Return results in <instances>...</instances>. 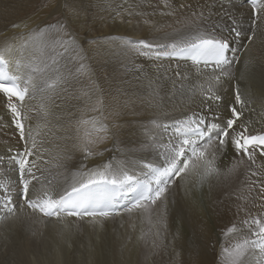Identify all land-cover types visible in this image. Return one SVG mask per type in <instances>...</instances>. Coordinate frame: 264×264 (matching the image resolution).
<instances>
[{
    "label": "bare ground",
    "instance_id": "6f19581e",
    "mask_svg": "<svg viewBox=\"0 0 264 264\" xmlns=\"http://www.w3.org/2000/svg\"><path fill=\"white\" fill-rule=\"evenodd\" d=\"M38 2L0 0V45L7 41L13 48L6 57L8 70L24 79L31 76L35 84L29 85L24 102L13 98L26 117V141L0 93V148L10 149L8 154L0 150V186L10 187L15 206L9 211L0 196V264H40V258L48 264H232L223 249L232 252L237 244L256 238L252 222L264 221L260 148L248 160L231 147L222 150L212 133L211 143L207 138L202 143L208 144L206 159L217 172L202 182L197 175L202 169L174 177L161 199L142 202L140 208L128 205L131 193L126 185L122 191L127 195H121L107 217L66 212L46 216L29 207L19 192L18 167L9 158L22 152L25 143L31 147L36 142L29 157L35 162L36 179L25 176L31 180L32 200L45 193L58 199L90 171H107L109 178L118 179L127 172L135 177L131 187L140 179L155 187L146 165H163L167 146L176 140L173 129L156 125L192 113L223 120L228 106L234 105L237 87L245 101L235 105L243 112L240 123L248 134L263 132L264 0H56L52 12H61L59 21L68 23L81 47L67 53L62 47L49 49L43 63L30 65L40 41L12 25L27 24L33 32L55 25L58 20L49 24L51 20L35 13L24 16ZM254 8L260 11L256 34L250 42L245 38L233 44L239 59L224 69L233 78L222 77L219 84L213 78L220 70L213 64L157 59L133 46L139 40L168 44L197 35H227L233 21L246 37ZM36 67L44 71L34 72ZM210 87L223 97L211 109L204 100ZM42 135L46 140L39 139ZM37 151L50 161L41 160ZM230 227L236 230L229 233ZM258 259V249L249 246L238 264H257Z\"/></svg>",
    "mask_w": 264,
    "mask_h": 264
},
{
    "label": "snow or ice",
    "instance_id": "6c2138e0",
    "mask_svg": "<svg viewBox=\"0 0 264 264\" xmlns=\"http://www.w3.org/2000/svg\"><path fill=\"white\" fill-rule=\"evenodd\" d=\"M259 17L260 11L254 8L249 34L246 37L238 30L235 21H233V27L228 30L227 35H197L190 40L181 39L168 44L139 40L133 46L137 52L142 50L141 54L154 53L157 59L183 55L190 57L197 64L203 62L207 65L211 62L215 69L220 70V75L213 78L219 84L222 77L229 80L233 78L231 72L224 71L225 68H230L239 59L236 55L239 48L233 47V44L245 38L249 42L253 40ZM12 27L14 29L23 27L26 30V34L31 33L32 36L40 41L38 54H33L29 59L30 65L37 62L43 63L41 58L44 52L49 49L54 50L56 47H62L64 52L67 53L70 49L75 51L81 47L72 31L69 30V25L66 21H57L55 25L48 26L47 31L37 29L36 32H33L27 24H13ZM24 42L27 43V39ZM12 50V45L7 41L0 45V93H3L7 98V107L14 114V123L19 129L21 140L26 141L25 127L22 122L26 117H22L17 104L13 102V98H16L21 103L24 102L29 94V85L35 88V84L32 83L31 76L24 79L19 74L8 70L9 61L6 57ZM33 71L43 72L44 69L36 67ZM176 75L179 76L180 74L177 73ZM21 81H23V87L21 86ZM52 86H54V82L49 84V87ZM234 95V105L228 106V115L223 120H219L218 117L215 121L208 120L205 117L198 116L196 113H192L186 119L173 121L171 124L156 125L157 127H163L165 130L173 129L176 133V140L167 146L163 165L159 167H155L152 164L146 165L153 174L155 187L152 186L151 182L136 188L131 187L129 182L133 181L135 177L127 174V172L123 173V179H118L114 176L109 178L107 171H90L82 173V178L75 181L70 191H65L58 199L47 193L44 194L43 198L29 199L31 180L26 179L25 176L26 174L31 175L33 180L36 179L32 175V168L35 166V162L29 160L36 147L33 142L31 147H28L27 143H25L22 152H17L9 158L18 167L19 183L22 185L19 192L29 207L38 209L46 216H59L61 212H66L70 216L95 217L99 215L107 217L112 209L115 208L118 198L121 195H127V193L122 191L126 185L128 190L136 196L132 207L140 208L142 207V201L147 200L155 204L157 200L161 199L167 191L169 181L174 177L182 178V174L186 175L194 170L202 169V171H197V175L202 182L207 176L217 172L218 169L214 167L213 161L206 159L208 144L202 143L204 138H207L208 142L211 143L212 133L218 137V143L222 150L227 151L231 147L237 155L243 154L248 160H253V150L256 148H260L261 154L264 155V134H248L247 128L240 123L243 112L238 111L235 106L245 103L238 87L235 89ZM204 100L208 102V107L211 109L212 104L222 102L223 97L213 92L210 87L204 95ZM82 123H86V121H82ZM238 127L241 128L239 132L236 131ZM84 151L87 155H92L89 149L85 148ZM3 159V157H0V162H3ZM107 167L106 165L105 168L107 169ZM0 196L4 197L3 206L9 211H14L15 206L12 203L13 197L10 187L0 186ZM9 205H12V207H9ZM127 210L131 211V208ZM252 223L256 228L252 232V235L256 237L255 240H245L242 244H237L232 252L227 248L223 249L225 253L232 257V264H238V261L245 255L246 248L249 246L253 249H258L260 259L257 260V264H262V261H264V221L256 218ZM235 230V227H230L228 232L232 233Z\"/></svg>",
    "mask_w": 264,
    "mask_h": 264
},
{
    "label": "rangeland",
    "instance_id": "374dc122",
    "mask_svg": "<svg viewBox=\"0 0 264 264\" xmlns=\"http://www.w3.org/2000/svg\"><path fill=\"white\" fill-rule=\"evenodd\" d=\"M55 2H56V0H39L38 4L35 3L32 6L31 11L29 13L27 12L26 13L27 15L25 14L24 16L25 17L31 16V14L33 15L35 13L34 15H41L39 19L46 18L47 20L48 19L51 20L52 22H48L49 24L53 23V21H56V20L59 21L58 18H60L61 12H57L55 14L52 12V11L55 12V5H56ZM52 13L54 15H52ZM50 25H52V24H50ZM46 138H47V136H44V135L39 137V139H41V140H46ZM34 143H36V142H34ZM0 150L6 154H8L10 152V149L7 147H2V148H0ZM37 153L39 154V157L41 160L50 161V158L48 157V155L44 154L43 152H38V151H37ZM40 260H41V258L38 261L40 264H48V263H41L42 260L41 261Z\"/></svg>",
    "mask_w": 264,
    "mask_h": 264
}]
</instances>
